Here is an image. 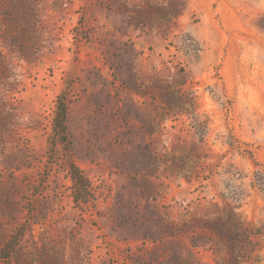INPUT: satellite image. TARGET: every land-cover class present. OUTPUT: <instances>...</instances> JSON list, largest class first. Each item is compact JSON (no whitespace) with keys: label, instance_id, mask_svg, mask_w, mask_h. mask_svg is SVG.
<instances>
[{"label":"rangeland","instance_id":"374dc122","mask_svg":"<svg viewBox=\"0 0 264 264\" xmlns=\"http://www.w3.org/2000/svg\"><path fill=\"white\" fill-rule=\"evenodd\" d=\"M0 264H264V0H0Z\"/></svg>","mask_w":264,"mask_h":264},{"label":"trees","instance_id":"16d2710c","mask_svg":"<svg viewBox=\"0 0 264 264\" xmlns=\"http://www.w3.org/2000/svg\"><path fill=\"white\" fill-rule=\"evenodd\" d=\"M59 118L62 121H65L66 119V109L64 106L59 112ZM61 127L64 128L63 122H62ZM62 130H65V129H62ZM229 224H230L229 215H225L224 217L218 218L217 220L211 222L209 225L210 226L209 230L211 234L218 235L221 237V239L233 245H235L239 241V238L241 236H246L245 240L247 242L250 241L253 233L248 232V230H244L242 227L237 226V225H235L233 227V231H231Z\"/></svg>","mask_w":264,"mask_h":264}]
</instances>
